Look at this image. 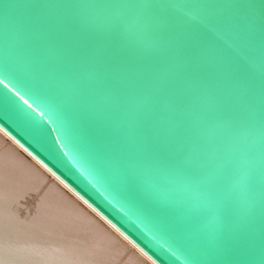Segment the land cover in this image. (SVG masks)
Here are the masks:
<instances>
[{"label":"water","instance_id":"water-1","mask_svg":"<svg viewBox=\"0 0 264 264\" xmlns=\"http://www.w3.org/2000/svg\"><path fill=\"white\" fill-rule=\"evenodd\" d=\"M249 5L0 0V132L152 264H261L264 45L238 75L178 55Z\"/></svg>","mask_w":264,"mask_h":264},{"label":"bare ground","instance_id":"bare-ground-1","mask_svg":"<svg viewBox=\"0 0 264 264\" xmlns=\"http://www.w3.org/2000/svg\"><path fill=\"white\" fill-rule=\"evenodd\" d=\"M0 264H152L0 132Z\"/></svg>","mask_w":264,"mask_h":264},{"label":"snow or ice","instance_id":"snow-or-ice-1","mask_svg":"<svg viewBox=\"0 0 264 264\" xmlns=\"http://www.w3.org/2000/svg\"><path fill=\"white\" fill-rule=\"evenodd\" d=\"M220 15L222 13L209 12L188 21L178 43V55L189 63L213 56L227 73L238 75L232 65L235 59L246 71L251 72L246 53L238 41L245 36L252 38L259 35L264 45V5H261L258 13L250 5L235 6L229 13L226 26L215 18Z\"/></svg>","mask_w":264,"mask_h":264}]
</instances>
